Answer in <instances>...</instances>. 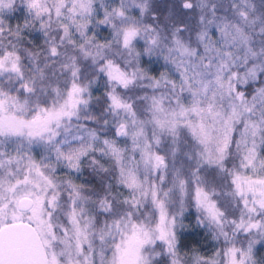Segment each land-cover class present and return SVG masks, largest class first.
<instances>
[{"label": "snow or ice", "instance_id": "snow-or-ice-1", "mask_svg": "<svg viewBox=\"0 0 264 264\" xmlns=\"http://www.w3.org/2000/svg\"><path fill=\"white\" fill-rule=\"evenodd\" d=\"M0 264H264V0H0Z\"/></svg>", "mask_w": 264, "mask_h": 264}]
</instances>
